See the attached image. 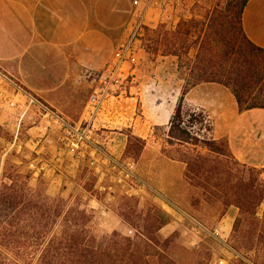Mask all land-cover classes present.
<instances>
[{"label":"rangeland","instance_id":"obj_1","mask_svg":"<svg viewBox=\"0 0 264 264\" xmlns=\"http://www.w3.org/2000/svg\"><path fill=\"white\" fill-rule=\"evenodd\" d=\"M239 1L168 0L162 2L166 13L156 26L174 27L179 17L203 19L216 5L228 15ZM156 26L138 31L135 44L144 60L132 74L136 99L107 97L94 115L103 113L95 125L84 110L103 69L92 70L89 77L82 72L77 85L62 86L72 92L73 107L64 117L60 100L54 104L57 110L51 109L5 82L0 88V162L17 164L30 187L38 186L66 206L86 208L87 226L97 238L112 232L169 238L164 251L176 264H264L261 168L235 161L222 138L215 139L219 156L167 142L169 102L180 96H173L174 88H184L189 67L174 56L162 64L159 53H145L144 28ZM54 93L53 100L69 96ZM186 94L185 105L200 109L191 104L197 96Z\"/></svg>","mask_w":264,"mask_h":264},{"label":"trees","instance_id":"obj_2","mask_svg":"<svg viewBox=\"0 0 264 264\" xmlns=\"http://www.w3.org/2000/svg\"><path fill=\"white\" fill-rule=\"evenodd\" d=\"M247 1L232 5L228 15L216 5L203 19L179 17L174 27L144 28L146 54L174 56L189 67L168 121L169 144L221 155L208 116L184 103L186 92L199 83L224 86L240 112L264 109V49L249 41L240 21ZM28 179L17 164L0 162V264H176L164 251L169 238L142 232L133 238L116 232L97 238L87 226L86 208L66 206L30 187Z\"/></svg>","mask_w":264,"mask_h":264},{"label":"crops","instance_id":"obj_3","mask_svg":"<svg viewBox=\"0 0 264 264\" xmlns=\"http://www.w3.org/2000/svg\"><path fill=\"white\" fill-rule=\"evenodd\" d=\"M166 1L0 0V88L9 82L56 110L54 104L60 100L59 115L69 116L72 92L62 86L77 85L82 72L89 77L92 70L105 71L107 62L121 54L122 78L106 101L136 99L132 74L141 63L138 60H144L135 44L138 31L163 20L166 11L162 2ZM240 21L249 41L264 49V0H248ZM167 57L161 56L159 62L164 64ZM179 88H174L173 96L180 95ZM54 92L69 96L55 101L51 96ZM186 95L197 96L191 104L208 116L212 137L226 141L235 161L264 168V109L238 111L228 89L216 83L197 84ZM169 104L172 113L176 102L170 100ZM84 112L88 115V102ZM100 114L103 116L102 111L97 117L92 115L94 125Z\"/></svg>","mask_w":264,"mask_h":264},{"label":"built area","instance_id":"obj_4","mask_svg":"<svg viewBox=\"0 0 264 264\" xmlns=\"http://www.w3.org/2000/svg\"><path fill=\"white\" fill-rule=\"evenodd\" d=\"M123 55L117 54L116 60L107 62L105 71L98 77V87L88 98V116L91 118L93 114L100 108L102 102L109 96L110 89L119 84L122 78V70L119 66ZM105 72V73H104ZM124 170H122L123 172Z\"/></svg>","mask_w":264,"mask_h":264},{"label":"bare ground","instance_id":"obj_5","mask_svg":"<svg viewBox=\"0 0 264 264\" xmlns=\"http://www.w3.org/2000/svg\"><path fill=\"white\" fill-rule=\"evenodd\" d=\"M171 209V208H170Z\"/></svg>","mask_w":264,"mask_h":264}]
</instances>
